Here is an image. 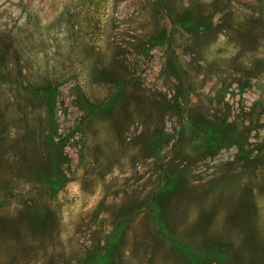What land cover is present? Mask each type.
Returning <instances> with one entry per match:
<instances>
[{
    "label": "rangeland",
    "instance_id": "1",
    "mask_svg": "<svg viewBox=\"0 0 264 264\" xmlns=\"http://www.w3.org/2000/svg\"><path fill=\"white\" fill-rule=\"evenodd\" d=\"M160 220L264 264V0H0V264H85L122 224L110 264H188Z\"/></svg>",
    "mask_w": 264,
    "mask_h": 264
},
{
    "label": "trees",
    "instance_id": "2",
    "mask_svg": "<svg viewBox=\"0 0 264 264\" xmlns=\"http://www.w3.org/2000/svg\"><path fill=\"white\" fill-rule=\"evenodd\" d=\"M183 24L189 26V22H183ZM37 90L40 91L44 98H45V105L47 109L48 116L51 120H54L56 106L58 101L59 95V86L54 81H48L44 84L37 86ZM115 99H111L106 107L113 106ZM196 129L201 132L205 137H207L210 144L216 143H228L229 142V135H227L221 128L215 124H197L195 125ZM185 126H183V131ZM67 182L65 177H59L55 179H51L48 183V188L52 192H57L62 189ZM170 186V180L167 183V187ZM160 230L165 234V236L172 241L180 251L185 255L188 264H204L207 253L204 250L195 249L190 243L180 239L178 235L173 231L170 230L167 224L163 221H159ZM125 229V225L122 224L118 226L109 236L107 248L103 253L96 255L93 257L91 261H88L85 264H110L112 260V249L114 245L119 242L123 231Z\"/></svg>",
    "mask_w": 264,
    "mask_h": 264
}]
</instances>
